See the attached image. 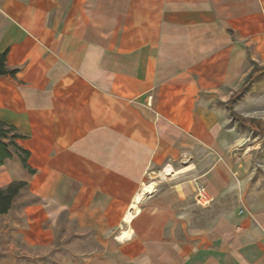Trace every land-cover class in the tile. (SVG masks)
<instances>
[{
    "label": "crops",
    "instance_id": "1",
    "mask_svg": "<svg viewBox=\"0 0 264 264\" xmlns=\"http://www.w3.org/2000/svg\"><path fill=\"white\" fill-rule=\"evenodd\" d=\"M1 53L0 121L32 172L12 153L0 187L24 181L34 201L0 214V241L49 246L66 215L96 243L72 264H264V207L189 218L221 206V113L264 63V0H0Z\"/></svg>",
    "mask_w": 264,
    "mask_h": 264
},
{
    "label": "rangeland",
    "instance_id": "2",
    "mask_svg": "<svg viewBox=\"0 0 264 264\" xmlns=\"http://www.w3.org/2000/svg\"><path fill=\"white\" fill-rule=\"evenodd\" d=\"M250 65L249 71L253 67L264 66V63ZM246 77H243L239 87ZM229 89L223 88L221 93L230 95ZM232 108L242 116L264 122V72L256 75L233 100ZM228 110L221 113V169L226 175L225 182L221 183V206L212 201L205 209L196 204L193 209L190 208V225L194 228L211 226L220 211L224 216L236 211L237 206L243 203L250 207H264V132L241 124ZM12 134L8 131L4 140L13 141ZM33 201L34 198L24 187L15 197L12 207L19 211L23 205ZM51 229L52 242L49 246L27 247L20 242L18 235L9 233L3 242L0 241L1 251L8 250L12 245L14 255L9 258L11 264H31V261L34 264H72L83 261L84 254L96 247L90 232L79 230L66 215H60Z\"/></svg>",
    "mask_w": 264,
    "mask_h": 264
},
{
    "label": "trees",
    "instance_id": "3",
    "mask_svg": "<svg viewBox=\"0 0 264 264\" xmlns=\"http://www.w3.org/2000/svg\"><path fill=\"white\" fill-rule=\"evenodd\" d=\"M262 72H264V66L260 68L253 67L247 74V77L242 83V85L229 97L225 104L230 110L232 116L236 118L241 124L249 125L254 131L264 132V122L262 120L242 116L236 113L235 110L232 108L233 100L246 89V87L256 75ZM14 73V69H9L6 67L5 53H1L0 76L6 75L13 77ZM8 131H11L13 133L11 135L13 141L11 142H6L4 140L5 134ZM18 137H20V135L15 132L12 126H8L0 121V164L3 163L4 159L10 158L12 156V153H18L19 159L23 167L26 168L29 172H32V169L27 164V157L29 155L28 151L22 149L14 142V139ZM26 185L27 183L24 181H13L4 187H0V214L6 213L11 208L15 197L18 195L19 191L22 188L26 187Z\"/></svg>",
    "mask_w": 264,
    "mask_h": 264
},
{
    "label": "bare ground",
    "instance_id": "4",
    "mask_svg": "<svg viewBox=\"0 0 264 264\" xmlns=\"http://www.w3.org/2000/svg\"><path fill=\"white\" fill-rule=\"evenodd\" d=\"M166 172H171V170L169 168L166 169ZM154 190V183H150V184H143L141 190L138 192V194L134 197V201L131 203V208H133L135 211H138V203H140V201L143 199V197L147 194V193H151ZM134 213V212H133ZM132 217V213L130 211H128L125 215V221L126 222H130ZM129 233V231H124L123 235L127 236ZM124 237V236H123Z\"/></svg>",
    "mask_w": 264,
    "mask_h": 264
},
{
    "label": "built area",
    "instance_id": "5",
    "mask_svg": "<svg viewBox=\"0 0 264 264\" xmlns=\"http://www.w3.org/2000/svg\"><path fill=\"white\" fill-rule=\"evenodd\" d=\"M195 195L197 202L201 204H207L211 200L206 188L201 184L196 185Z\"/></svg>",
    "mask_w": 264,
    "mask_h": 264
}]
</instances>
